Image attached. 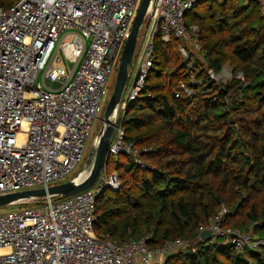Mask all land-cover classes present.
Listing matches in <instances>:
<instances>
[{
  "label": "built area",
  "instance_id": "built-area-1",
  "mask_svg": "<svg viewBox=\"0 0 264 264\" xmlns=\"http://www.w3.org/2000/svg\"><path fill=\"white\" fill-rule=\"evenodd\" d=\"M198 1L156 0L148 41L136 60L118 112L124 113L142 92L152 66L154 35L159 33L164 42L186 38L184 16ZM242 1L245 5L250 0ZM140 2L17 0L10 7L0 6V195L46 189L74 174L103 112L109 76L118 66ZM184 59L189 61L187 73H193L196 61ZM209 76L217 79L213 71ZM47 82L60 86L49 89ZM181 88L184 97L191 96L190 88ZM175 96L179 98V93ZM115 131L108 158L118 154L134 157L137 151L123 142L121 123ZM118 188L117 176L104 168L90 189L76 195L1 210L0 264L161 263L154 259L160 248L148 247L149 236L116 244L108 236L94 234L98 195ZM227 214L221 206L209 221L214 223L212 235L237 254L264 252V237L222 227ZM176 242L179 247L184 245ZM169 245L163 243L161 248Z\"/></svg>",
  "mask_w": 264,
  "mask_h": 264
},
{
  "label": "trees",
  "instance_id": "trees-1",
  "mask_svg": "<svg viewBox=\"0 0 264 264\" xmlns=\"http://www.w3.org/2000/svg\"><path fill=\"white\" fill-rule=\"evenodd\" d=\"M16 1L0 0V6L7 8ZM207 1L196 3L184 20L187 28L198 29L192 39L199 45L203 63L192 52L188 56L197 63L201 89L211 92L191 100L181 94L185 64L180 55L167 92L148 84L157 62L160 65L166 59L165 49L181 45L175 38L162 42L156 34L143 90L118 121L123 141L138 149L144 167L133 163L129 154L109 157L106 165L109 174L117 168L124 174L139 170L143 178L135 192L121 182L116 191H102L95 204L94 232L116 244L149 236L151 250L166 242L196 241L195 252L188 249L170 255L165 264H264V252L237 254L230 246L198 239L199 230L220 206L228 210L225 225L264 237V12L254 1L244 5L239 0L229 6L223 3L219 12L209 8L205 16L192 12L215 0ZM243 24L247 28L242 31ZM226 28L239 30L240 35H223ZM229 57L243 67V81L233 72L231 81L221 88L204 71L220 73ZM156 121L168 130L159 134L149 129ZM161 139L164 144L159 145ZM122 214L127 220L113 224L112 219Z\"/></svg>",
  "mask_w": 264,
  "mask_h": 264
},
{
  "label": "rangeland",
  "instance_id": "rangeland-1",
  "mask_svg": "<svg viewBox=\"0 0 264 264\" xmlns=\"http://www.w3.org/2000/svg\"><path fill=\"white\" fill-rule=\"evenodd\" d=\"M209 1H211V0H209ZM209 1H207V2H209ZM252 1L256 2L261 7L262 12H264V0H263V2H260V1H257V0H250L249 2H252ZM242 2H243L242 0H239V3H242ZM249 2H247V3H249ZM223 3H225L226 5L229 6L230 3H234V0H215V1L211 2V3H209V4L203 3L200 6L195 7V9L192 12H195L197 10V12H198V14L200 16L207 15V12L208 13L210 12L209 8H212L213 11L219 12L220 11V8L222 7V4ZM195 5L196 4H194V6ZM153 8H154V6H153ZM152 11H153V9H152ZM152 11H151V13H152ZM192 12L190 14L191 16H192ZM150 17H151V15H150ZM184 18H185V16H184ZM149 24H150V19H149V23H148L147 28L142 31V35L140 36V38L138 40V43L136 45V49H135V52H134V59H133V62L131 63V65L129 66V79H128V83H127V85H126V87H125V89H124L123 94H122L121 97H123L124 94H125V91H126L127 86L129 84V80H130V77L132 75V71L134 69L136 60L140 56L141 51L143 49V46L148 41V36L147 35H148V31H149L148 30ZM192 27L195 28L196 26L195 25L190 26L188 28V32L186 34V38L179 39L181 45H180V47L178 49L175 50V48H174L173 45L165 49L166 59L162 63H160V65L157 62V65L155 66L156 67L155 68V71L153 69V71L151 73V76L149 78L148 84L149 85L150 84L151 85H154L155 84V85L159 86L160 87V93L167 92V90L169 89V87L171 85V82H172V78L170 77V74L175 69V66L179 62V55L182 58L183 63L185 64V67H184L185 68V70H184L185 81H182L180 83L179 88H180V90H182L181 87H185V88L188 87V88H190L192 90L191 96L188 97L187 99L191 100L196 95H201V96L203 94L208 95V92H211L210 90H208L207 92L206 91L204 92L205 89H201V87L203 85V80H202L201 77L197 76V74H196L197 73V69H198L197 64H196V68L194 69L193 73H189V74L187 73V65H188V62L189 61H186L184 58H187V57L189 58L188 54H190L191 52L195 54V56L197 57V60L198 61H200L201 63H203V60L201 59L203 57V55H199V52H201L200 51V48H198L199 45H198V43L196 42L195 39H192V36H195L197 34V32L196 33H193V31H190ZM240 28L243 31V29L244 28L246 29L247 26H246V24H243V26L240 27ZM157 34L159 35V33H157ZM222 34L223 35H230L231 34V35H236V36H239L240 35L239 30H236V31L233 30L232 31V30H230L228 28H226V30L223 31ZM155 35H154V37H155ZM154 37H153V40H154ZM159 37H160V35H159ZM172 38H174V37H172ZM172 38H170L167 42H169ZM175 39H177V38H175ZM153 40H152V47H153ZM160 40L162 41L161 37H160ZM162 42H164V41H162ZM167 42H165V43H167ZM195 45H197L198 47L195 46ZM183 52L186 53V57L183 55ZM224 52H225L226 55L228 54L226 51H224ZM120 54L118 56L117 61H120V59H119L121 57ZM259 54H261V51H259ZM152 56H153V50H152ZM161 59H162V57L160 59L158 58V60H161ZM118 64H119V62H118ZM252 66L253 67L250 66V68H254L255 65H252ZM151 67L147 71V74H146L147 76H148V74H149V72L151 70ZM203 68H206V67L203 66ZM242 68L243 67L239 66L237 64V62H235L232 57H229L228 59H226L225 61L222 62L221 72L218 75L215 74V76H213V77H216L217 79H214L213 80V79L210 78L209 74H210V72H212L210 69H205L204 73H205V76H206V78L208 80H210L212 83H214V84L220 86L221 88H223L233 78V72H236L237 73L236 75H234L236 79H240V80L243 81V77L241 75V73H242L241 72V69ZM117 69H118V66L111 72V74L109 76L110 78H109V82H108V85H107V91H108V93H107L105 105H104V108H103V112H104L105 106H106V104H107V102L109 100V97H110V95L112 93V90H113V87H114ZM147 76H146V78H147ZM146 78H145V80H146ZM192 82H194L193 85L191 84ZM144 83H145V81H144ZM181 84H183V85L181 86ZM59 86H60V83L52 84V83L47 82V87L49 89H56ZM143 87H144V84H143ZM142 90H143V88H142ZM195 90H196V93L197 94L194 93L195 94L194 95L193 92ZM262 94H263V100H264V91L262 92ZM174 97L176 98V96H174ZM117 108H118V106H117ZM117 108H116V125H117V123H118L119 120H123V118L125 117V113H126V111L124 113L118 112L117 111ZM137 109H139V107H137L136 110H134V111H137ZM263 110H264V108H263ZM144 111H146V110L144 109ZM103 112L100 115V117L98 118V121L95 122V124L92 127L91 135L89 136V138H88V140L86 142L85 151L83 153V159H82L80 165L75 169L74 174L68 180H70L71 178L76 177L78 175V173L80 172L82 166H84V164H85V162L87 160V156L89 154V151L91 149L93 139L95 138L96 135H98V133L100 132V130L102 128V125H103V122H102V120H103ZM161 123H162L161 121H156L155 122V125L153 124L151 127H149V129H154L155 128V130H157L159 134H163V133H165L168 130V128L166 126H162ZM116 137H117V133L114 130V132L112 134V137H111V142L113 140H115ZM162 144H164V142L161 139L159 145H162ZM132 148L137 151V153L134 155V157H132L133 158V163L138 164V165L144 167L143 164L141 163V160H140V157H139L140 156V153H139L138 149L135 148L134 146ZM133 153H135V152H133ZM118 155H120V154H118ZM120 162H121V160L118 161V163H120ZM106 165H107V162H106ZM106 165L104 167L105 169H106ZM117 169H116V171H112L110 173L116 175L117 176V179H118V177L120 178V181L118 179L119 185H120V182H121V186L124 185V188L125 189L130 188L134 192L136 191L137 187L139 189V187H140L139 181L142 180V178H143L142 177V174L139 172V170L138 171L133 170L129 174H124V172L122 171V169H119V170H117ZM68 180H66V181H68ZM60 184H62V183H60ZM36 201H40V200L30 201V202H28L26 204L19 205V206H12V207L2 208V209H0V211L1 210L2 211H11V210H14L16 207H21V206H25V205L33 206V205H35L37 203ZM122 204H123L122 201H120V206H122ZM222 213H223V208L221 209V211H220L219 214H222ZM94 217H95V214H94ZM122 220H127L126 215L122 214L121 216H115L112 219L113 224H119ZM94 222H95V219H94ZM94 222H93V232H94ZM213 224L214 223H212L211 225H213ZM211 225H210V222L207 224L206 227H205V224H204V226L201 228L200 232L198 233V239L199 240H201L199 236H200V233L202 231L207 230V231H209L211 233ZM221 225H222V221H221ZM222 227L223 228H229L230 226L229 225H225L223 223V226ZM94 234H95V232H94ZM254 235H256V234H254ZM102 236H107V235H102ZM97 237H101V236H97ZM145 237H147V236H145ZM213 241L216 242V243H218V244L221 243V240H219V239H215L214 238ZM176 243L175 244H172V245H169V247L167 246L165 248L164 247L163 248H160L158 250V253L154 255V257H155L154 259L157 260L156 263L161 262V263H158V264H165L166 261H167V257L168 256L175 255V254H177L179 252H188L189 251L188 249H191L192 252H195L196 251V249L194 248V246L196 245V241H193V242L192 241H185V243H184V245L182 247H179V245L176 244ZM175 256H177V255H175Z\"/></svg>",
  "mask_w": 264,
  "mask_h": 264
},
{
  "label": "water",
  "instance_id": "water-1",
  "mask_svg": "<svg viewBox=\"0 0 264 264\" xmlns=\"http://www.w3.org/2000/svg\"><path fill=\"white\" fill-rule=\"evenodd\" d=\"M156 0H141L134 18L129 37L127 38L115 77V83L103 112V125L92 142L87 160L78 175L70 180L46 189L27 190L0 195V209L19 206L30 201L46 198L64 199L90 189L104 169L111 137L116 127V108L120 103L123 91L129 79V66L133 62L136 45L142 31L148 26L151 11ZM204 242L215 237L207 230L200 233Z\"/></svg>",
  "mask_w": 264,
  "mask_h": 264
}]
</instances>
